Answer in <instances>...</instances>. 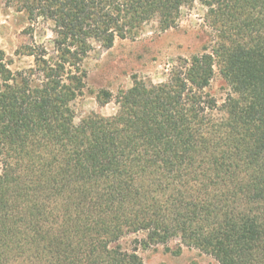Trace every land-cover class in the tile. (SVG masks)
Listing matches in <instances>:
<instances>
[{
  "label": "trees",
  "instance_id": "obj_1",
  "mask_svg": "<svg viewBox=\"0 0 264 264\" xmlns=\"http://www.w3.org/2000/svg\"><path fill=\"white\" fill-rule=\"evenodd\" d=\"M199 1L209 52L164 81L102 89L105 116L74 122L93 43L175 28ZM53 24L12 70L0 48V264H145L137 247L178 240L219 264H264V0H0ZM218 65L228 87L207 88ZM142 233L134 247L120 245Z\"/></svg>",
  "mask_w": 264,
  "mask_h": 264
},
{
  "label": "rangeland",
  "instance_id": "obj_2",
  "mask_svg": "<svg viewBox=\"0 0 264 264\" xmlns=\"http://www.w3.org/2000/svg\"><path fill=\"white\" fill-rule=\"evenodd\" d=\"M206 7L199 1L180 9L175 28L161 31L154 22L147 23L137 37L115 39L110 48L98 43L93 47L82 65L86 71L85 86L71 104L74 122L78 123L90 113L111 115L116 110L112 99L99 104L97 93L106 89L115 95L130 87L134 76L153 83L166 79L168 71L181 59L193 54L209 52L214 44V32L206 19ZM53 24L38 19L29 22L23 12L0 5V48L5 52L12 70L31 67L33 58L22 55L24 45L38 44L51 48ZM209 94L220 104L228 91L227 84L214 67L213 78L207 88ZM142 233L129 234L120 245L131 248ZM137 253L145 264H219L213 257L194 247H188L177 239L167 244L138 246Z\"/></svg>",
  "mask_w": 264,
  "mask_h": 264
}]
</instances>
